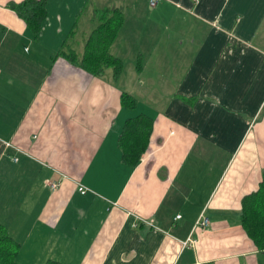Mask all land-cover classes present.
Returning a JSON list of instances; mask_svg holds the SVG:
<instances>
[{
    "label": "crops",
    "instance_id": "0c3cea01",
    "mask_svg": "<svg viewBox=\"0 0 264 264\" xmlns=\"http://www.w3.org/2000/svg\"><path fill=\"white\" fill-rule=\"evenodd\" d=\"M20 1L0 0V224L17 261L264 264L240 223L264 167V0H46L37 36ZM104 6L123 13L117 75L57 56ZM138 114L152 124L132 165L119 139Z\"/></svg>",
    "mask_w": 264,
    "mask_h": 264
},
{
    "label": "trees",
    "instance_id": "16d2710c",
    "mask_svg": "<svg viewBox=\"0 0 264 264\" xmlns=\"http://www.w3.org/2000/svg\"><path fill=\"white\" fill-rule=\"evenodd\" d=\"M15 5L27 28L37 36L47 15L46 0H22ZM94 15L97 24L84 42L83 53L79 55L73 48L66 47L57 51V56H63L92 74L100 75L106 66H111L117 75L123 60L113 55L109 47L123 22V13L117 6H104L95 9ZM127 95L122 92L121 100L126 101ZM151 124L152 119L144 114L126 121L119 140L123 158L128 163L135 165L147 147ZM240 223L256 247L264 251V167L257 188L241 198ZM18 248L19 242L0 224V264H20L16 259ZM45 264L62 263L48 260Z\"/></svg>",
    "mask_w": 264,
    "mask_h": 264
},
{
    "label": "rangeland",
    "instance_id": "374dc122",
    "mask_svg": "<svg viewBox=\"0 0 264 264\" xmlns=\"http://www.w3.org/2000/svg\"><path fill=\"white\" fill-rule=\"evenodd\" d=\"M76 0H60V2L64 3H74ZM84 4H87V8L89 9L91 6H95L94 4L98 5L99 0H84ZM96 19V18H95ZM94 24L91 26H87V24H83V20H78L75 25H71L66 29L68 31L71 27L73 29L71 30L74 33L72 37H70L69 42L72 44V48L76 53H83V48H84V42L91 32V30L94 28V26L97 24V19L96 20H91ZM85 39V40H84ZM59 57V56H58Z\"/></svg>",
    "mask_w": 264,
    "mask_h": 264
},
{
    "label": "built area",
    "instance_id": "2783aa9c",
    "mask_svg": "<svg viewBox=\"0 0 264 264\" xmlns=\"http://www.w3.org/2000/svg\"><path fill=\"white\" fill-rule=\"evenodd\" d=\"M155 2H156V0H149V3H150L151 5H154ZM78 189H79L80 191L84 192L86 188H85L83 185L80 184V185L78 186ZM208 223H209V218H208V216L205 215L204 212H201V213L199 214V216L197 217L194 226H195V227H204V226L208 225Z\"/></svg>",
    "mask_w": 264,
    "mask_h": 264
}]
</instances>
